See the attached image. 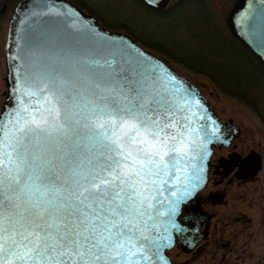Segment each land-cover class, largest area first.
Masks as SVG:
<instances>
[{"label": "water", "instance_id": "95a60500", "mask_svg": "<svg viewBox=\"0 0 264 264\" xmlns=\"http://www.w3.org/2000/svg\"><path fill=\"white\" fill-rule=\"evenodd\" d=\"M142 1L154 7L159 0ZM226 21L231 34L264 64V0H235ZM4 64L0 162L6 171L10 153L13 172L16 163L25 162L21 182L29 172L42 169L57 186L77 187L73 169L90 179L100 164L111 163L101 130L86 126L93 113L89 101L100 107L104 104L100 97H107L109 104L130 107L122 97H131L136 104L154 109L148 115L161 126L171 125L161 135L176 136L169 143L182 150L171 153L178 159L169 166L167 182L157 184L151 193V219L141 225L150 239L144 241L136 233L138 244L145 248L133 260L174 264L166 251L173 246L192 248L198 240L196 227L190 232L180 223L186 220L181 206L196 202L195 195L204 187L211 146H225L235 134H228L196 85L129 35L107 30L69 0H17L7 24ZM53 92L62 97L59 103H49ZM57 110L66 131L52 127ZM105 131L111 135L112 129L108 126Z\"/></svg>", "mask_w": 264, "mask_h": 264}, {"label": "snow or ice", "instance_id": "6c2138e0", "mask_svg": "<svg viewBox=\"0 0 264 264\" xmlns=\"http://www.w3.org/2000/svg\"><path fill=\"white\" fill-rule=\"evenodd\" d=\"M61 99L53 92L49 103ZM100 99L104 101L100 107L89 101L93 113L86 126L101 130L111 163L100 164L90 179L73 169L77 187L57 186L41 169L29 172L21 182L24 161L15 164L14 172L10 153L7 171L0 162V264H139L133 257L142 254L145 245L138 244L136 233L144 241L150 239L141 225L151 219V193L157 184L167 182L169 166L178 159L171 153L182 150L169 143L176 136L161 135L171 125L161 126L150 117L148 112L154 109L131 97H122L130 107ZM59 116L57 110L52 127L66 131ZM33 123L47 131L40 122ZM108 126L111 135L105 131Z\"/></svg>", "mask_w": 264, "mask_h": 264}, {"label": "rangeland", "instance_id": "374dc122", "mask_svg": "<svg viewBox=\"0 0 264 264\" xmlns=\"http://www.w3.org/2000/svg\"><path fill=\"white\" fill-rule=\"evenodd\" d=\"M69 1L96 18L107 30L129 35L144 50L196 85L217 115L223 119L231 118L240 125L241 134L235 142L251 148L258 141L264 149V132L256 116L257 113L264 115V67L229 35L226 17L235 0H184L175 8L170 7L178 0H170L166 5V9L170 8L168 12L158 15L135 0ZM16 2L0 0V105L6 93L3 84L6 29ZM149 42H157L166 53L147 48ZM169 53L173 56L167 55ZM243 195L242 189L231 188L225 204L215 208L218 213L215 228L224 240L233 236L243 240L246 235L253 234L250 247L264 256V230L260 226L259 208L247 206ZM240 212L254 220L250 227L245 219L242 223L235 221L240 219ZM241 230L244 233L238 234ZM166 253L174 264H217L223 256L221 249L211 245L193 254L176 246ZM223 257L232 260L229 254Z\"/></svg>", "mask_w": 264, "mask_h": 264}, {"label": "flooded vegetation", "instance_id": "af4514ba", "mask_svg": "<svg viewBox=\"0 0 264 264\" xmlns=\"http://www.w3.org/2000/svg\"><path fill=\"white\" fill-rule=\"evenodd\" d=\"M135 1L151 13L158 15L163 13V11L168 12L170 8H175L182 4L184 0H178L172 7L167 8L168 10L166 9V5L170 0H165L164 3L162 2L163 0H159L154 7L147 6L142 0ZM232 6H230V8ZM226 26L231 39L240 45L250 57L264 67V64L257 60L255 56L231 34L227 22ZM211 108L214 114L225 123V129L228 134H235L229 140L227 145L211 146V153L207 161L206 183L195 195L196 202L189 200L181 206V214L184 219L186 218L187 222L186 220H180V223L189 228L190 232L196 227L194 235L198 237V240L189 250H186L185 246L184 248H178L183 252H190L193 254L194 252H199L206 245H211L213 248L221 249L223 256L224 254L232 256V260L229 261L222 256L217 264H264V256L261 253L253 251L250 247L253 234L251 236L246 235L247 238L243 240L238 239L236 236L224 240L221 239L222 234L216 230L214 225L215 220L217 221L218 215L217 210L215 209L216 206H222L225 204V197L231 191V188H238L244 191L243 201H245L247 206L259 208L261 216L260 226L264 230V187H262V185L264 186V149L261 148L258 141L256 145L251 148H244L243 144L241 145L235 142L241 134L240 125L231 118H221L216 114L212 106ZM256 116L258 117L257 119L264 132V115L261 114V116ZM256 167L257 169L255 173L250 175L249 172L251 169ZM260 180L262 184L260 183ZM258 181L259 184H257ZM257 185L261 186V189ZM245 196L247 198H245ZM240 216V219H235V221L242 223L244 222L243 219H245L248 227L254 222L251 217H247L244 213L240 212ZM235 221L233 220V223H236ZM240 233L242 234L244 231L241 230L238 234Z\"/></svg>", "mask_w": 264, "mask_h": 264}, {"label": "trees", "instance_id": "16d2710c", "mask_svg": "<svg viewBox=\"0 0 264 264\" xmlns=\"http://www.w3.org/2000/svg\"><path fill=\"white\" fill-rule=\"evenodd\" d=\"M111 26H113V25H111ZM119 27L125 28L124 26H120V25H119ZM119 27H118V28H119ZM112 28H114V27H112ZM159 46H160V45H158L157 43H154V42H151V43L147 44V48H152V49H154V50H156V51H162V52H165V53H166L165 49H162V48L159 47ZM167 55H170L171 57L173 56V55H171L170 53L167 54ZM227 91H229V89H227ZM232 91H233V90H232ZM229 92H231V91H229ZM234 92H235V91H234ZM233 94L238 95V94H236V93H233ZM253 107H254V106H253ZM254 109H255V107H254ZM257 115L261 116L259 113H257Z\"/></svg>", "mask_w": 264, "mask_h": 264}, {"label": "bare ground", "instance_id": "6f19581e", "mask_svg": "<svg viewBox=\"0 0 264 264\" xmlns=\"http://www.w3.org/2000/svg\"><path fill=\"white\" fill-rule=\"evenodd\" d=\"M136 42V41H135ZM137 43V42H136ZM138 44V43H137Z\"/></svg>", "mask_w": 264, "mask_h": 264}]
</instances>
